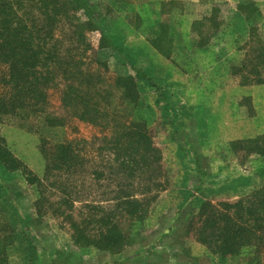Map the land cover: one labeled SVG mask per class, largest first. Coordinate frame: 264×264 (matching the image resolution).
<instances>
[{"label":"rangeland","instance_id":"1","mask_svg":"<svg viewBox=\"0 0 264 264\" xmlns=\"http://www.w3.org/2000/svg\"><path fill=\"white\" fill-rule=\"evenodd\" d=\"M100 1L91 2L97 5ZM103 1L104 5L107 0ZM174 6L180 12L173 18L180 32L179 23L184 30L186 21L199 18L194 12L218 14V21L226 22L219 30L226 42L236 28L248 27L245 17L252 11L242 8L245 15L235 14L240 19H232L226 9L209 10L180 2ZM100 12L105 18L106 11ZM131 30L135 31L131 25L129 29L122 25L114 32L120 38L126 36V44L132 43L133 50L128 51L133 56L131 65L142 76L123 66L108 49L98 56L110 70L92 68L102 77L133 79L130 98L122 99L126 98L125 88L99 83L101 89L90 88V95L71 99L70 107L64 108L60 93L65 85L50 84L45 104L35 106L43 111L2 115L0 146L22 168L8 170L0 163V226L13 230L8 236L7 264H264V252L248 248L236 256L220 257L191 229L198 225L199 213L205 212L206 219L213 209L221 211L223 204H237L264 188V157L256 153L258 142L264 147V84L240 86L234 78L227 81L231 66L245 60L243 51L231 43L210 52L212 68L217 69L208 73L204 71L206 59L182 69L183 61L153 58L155 48L140 38L139 31ZM92 41L95 45L96 38ZM98 111L109 116L101 118ZM62 145H70L69 150L81 156L84 166L90 163L91 169L76 174L66 185L59 180V193L50 185L54 168L47 172L46 166ZM158 158L161 176L154 181L152 167ZM127 168L135 175L127 177L122 171ZM29 171L37 178L32 184ZM152 181L163 189L146 207L144 221L125 227L129 230L126 245L107 251L77 248L71 238V222L53 217L60 209L65 211V200H71L73 207L65 212L79 223L87 212L85 204L110 210L119 196L114 192L118 184H136L137 194L141 184L151 186ZM204 203L210 206L203 208ZM247 250L250 254H243Z\"/></svg>","mask_w":264,"mask_h":264},{"label":"trees","instance_id":"2","mask_svg":"<svg viewBox=\"0 0 264 264\" xmlns=\"http://www.w3.org/2000/svg\"><path fill=\"white\" fill-rule=\"evenodd\" d=\"M91 1L93 0H0V122L2 115H14L17 111L29 113L37 111L35 106L45 104L48 97L46 91L50 84L65 85L60 93L64 108L70 107L67 105L69 100L90 95V88L101 89L99 83L107 85L114 83V86L125 88L123 96L126 98L122 99L130 98L129 89L134 86L133 79L118 76L102 77L101 73L96 75L92 72L94 65L103 68L101 69L103 72L110 70L108 63L98 56L107 49L116 53L123 66L134 69L131 62L133 56L128 54L129 50H133L132 43L126 44V36L120 38L114 32V29L122 25L126 29L131 25L135 31L141 33L140 38L155 48L154 55H151L153 58L172 63L183 61L185 64L182 65V69H186L187 65H195L198 60L206 59L204 71L213 73L216 67L212 68L214 59L210 52L213 49H224L227 43H231L233 48L243 51L245 60L239 66H231L233 68L228 71L227 81L231 82L234 78L237 80L235 83L240 86L264 84V34L259 36L260 31L264 33V29L261 28L264 25L253 6H240L241 9L252 10L245 17L249 20L245 25L248 27H243L242 30L236 28L226 42L225 34L219 31L221 25L226 22L220 23L217 19L218 14L209 16L210 13L206 11L194 12V16L199 18L196 21H186L184 30L179 23L180 32L175 20L180 12L177 14L174 10L175 1L144 5L124 0H107L110 3L106 2L104 5L102 4L104 1L101 0L102 2L95 5ZM100 10L106 11L105 18L100 16L102 14ZM113 12L122 18L119 19ZM239 12L245 15L240 9ZM230 16L232 19H240L233 13ZM94 38L95 45L92 41ZM175 45H180L183 50L176 49ZM249 46L251 47L248 51ZM216 59L219 61L220 58L216 55ZM134 71L143 75L142 71L136 69ZM195 71H198V67ZM146 81L152 83L150 79ZM40 111L43 110L37 112ZM96 114H101V118L109 116V113L100 111ZM53 124L58 125L60 122ZM258 143L256 153L264 157V147ZM69 146H59L46 166L47 172L50 171V167L54 168L50 174L54 183L50 185L59 193V180L66 185L76 174L87 172V167L91 169L90 163L84 166V160L77 153H73L72 149L69 150ZM159 159L152 167L156 174L151 178H154V181L161 176L162 166ZM0 161L5 169H22L16 166L17 161L10 159L1 146ZM121 165L124 166L126 163ZM122 171L128 173L127 177L135 175L130 168ZM112 172L117 173V170ZM92 173L95 176L98 171ZM34 176L32 172H27L30 184L37 179ZM47 181L49 182V179ZM154 181L151 186L141 184L137 194L134 193L136 184L130 182L118 184V190L114 192L119 196L114 198L115 204L112 208L107 210L101 205L85 204L87 212L86 215L82 214L79 223L73 221V216L66 214V210L73 207L74 203L71 200L64 201L66 212L60 209L57 216L53 217L56 220L60 218L71 222V238L77 248L112 250L119 245H126L130 229L128 225L134 226L144 221L146 207L163 189L161 184ZM44 186L42 183L41 187ZM203 205V208L210 206L208 203ZM218 211L219 209H213V215L206 219H203L205 212L199 213L200 218L195 222V224L199 222L198 225H192L191 229L195 231L201 243H209L212 252L220 257L236 256L247 248L259 253L264 252V188L237 204H223L222 210ZM1 225L0 264H7L8 246H11L8 236L13 230L11 227L7 229V226ZM243 254L249 255L250 252L247 250Z\"/></svg>","mask_w":264,"mask_h":264},{"label":"crops","instance_id":"3","mask_svg":"<svg viewBox=\"0 0 264 264\" xmlns=\"http://www.w3.org/2000/svg\"><path fill=\"white\" fill-rule=\"evenodd\" d=\"M124 1H135V0H124ZM145 2H168L175 1L180 3H188L194 5L196 8H221L226 9L230 14L240 15L238 9L240 6H253L257 10V14L260 16L261 22L264 25V0H144ZM256 14V16H257Z\"/></svg>","mask_w":264,"mask_h":264}]
</instances>
